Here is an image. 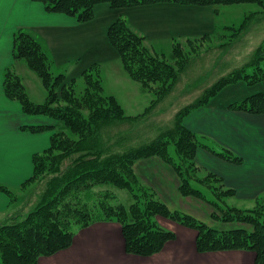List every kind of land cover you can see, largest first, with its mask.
<instances>
[{
    "label": "trees",
    "instance_id": "1",
    "mask_svg": "<svg viewBox=\"0 0 264 264\" xmlns=\"http://www.w3.org/2000/svg\"><path fill=\"white\" fill-rule=\"evenodd\" d=\"M33 1L41 3L47 13L62 14L78 23L91 21L95 5L101 3L115 9L157 3L259 6L261 9L250 11L238 26L224 27L231 32L236 30L235 33L240 36L244 35L252 20L254 23V19L256 22L264 21V13L261 16L264 0ZM218 11L216 8V14ZM106 36L117 52L125 74L139 84L142 92H152L154 98L145 109L146 117L140 116L144 112L135 117L126 116L115 98L105 94L97 64L84 70L77 78L67 79L63 73L54 77L51 74V59L42 46L23 30L15 33L13 58L23 60L35 74L45 91V100L41 103L32 101L22 79L10 69L3 76L5 95L18 102L24 114L43 115L54 124L21 127V130L32 134L51 131L50 142L45 151L32 156L33 173L19 188L0 185V192L7 195L10 201V212L0 222V264H37L42 257L68 249L78 230L112 221L121 225L126 253L150 257L175 238L172 231L159 226L157 217L171 218L194 229L197 234L195 247L199 253L247 251L254 255L253 264H264V202L258 203L254 209L241 210L222 204L223 199L218 197L215 186L211 187L214 198L209 202L202 198H205L203 192L192 184H208L205 179L192 175V169L200 171L196 164L199 148L203 147L229 163L241 164L242 158L228 148L216 151L203 145L197 134L184 124L187 116L204 107L224 86L239 80L251 84L264 81V39L243 65L228 76L220 77L202 90V97L179 109L169 127H158L149 132L145 128L148 112L152 105H156L155 102L169 95L178 78L173 61H176L175 53L176 50L179 52L181 43L174 40L170 55L153 54L145 46V38L121 18L110 24ZM207 38L211 36L203 34L194 39L187 38L185 42ZM155 82H159L160 86L153 92ZM227 110L264 114V91L230 103ZM146 129L147 133L142 132ZM169 145L174 148L175 158L168 153ZM161 163L166 165L164 168L173 180L178 179L179 194L202 198L214 207V212L209 215L216 220L214 225L170 210L157 193L141 181L143 173L151 165L155 167L154 171L150 173L147 169V172L156 177L157 170L163 166ZM141 165H146V169L139 171ZM207 176L219 182L229 197L235 195V190L224 189L218 175L208 172ZM28 189H31V195H28L26 203L17 205L19 193ZM119 190H126L131 195L129 206L120 203L115 194ZM217 210L221 212L218 216Z\"/></svg>",
    "mask_w": 264,
    "mask_h": 264
},
{
    "label": "rangeland",
    "instance_id": "2",
    "mask_svg": "<svg viewBox=\"0 0 264 264\" xmlns=\"http://www.w3.org/2000/svg\"><path fill=\"white\" fill-rule=\"evenodd\" d=\"M104 5H107V7L112 9V19H116L119 16L124 17V19L135 18V15H126V12H121L129 8L115 9L111 8L107 3ZM177 5L172 6L174 7L173 9H175V11H171L174 17H177V15L179 14L177 18L178 23L179 21H181V19L183 21L182 29H178L177 31L175 30L177 28L167 27V31L170 33L164 31L161 34L154 35L155 33L151 31V26L144 23H134V26L137 29L136 30L131 26V23L128 22V25H130L133 30H136L137 33L141 31L143 32V34H148L146 35V37H144L145 46L153 54L155 53L165 56L170 55L174 40L181 43L179 52L176 50L175 53L176 61H173L176 63L175 68L178 71V78L175 85H173V88L169 92V95H167V97L162 101L155 102L156 105H152V108L148 112L149 118L145 128L149 129V132H154L158 127H161V129L169 127V124L171 125V122L173 121L174 114L179 109L188 106L196 99L202 97V90H204V88L211 86L220 77H223V75L224 77L228 76L229 73H231L234 69H237L238 67L243 65L253 54V52L263 44L264 21L256 22V19H254V23L252 22V20L250 22V27H247L248 31L246 30L247 32H243L244 35L242 36H240V34L238 35V33L236 34V30L231 32L230 30H226L224 28L230 26H238L243 17L246 14L250 13V11L261 9L255 4H240L227 7H216L212 5ZM216 8L219 9L217 14L215 12ZM263 13L264 11L261 12V16L263 15ZM148 18L150 17L148 16ZM99 20H101L100 15H97V18L92 22V26L95 27L94 32H98L96 43L93 45L92 50L84 52V49L81 52V56H79L80 60L76 61L72 65L67 63V61L61 64H57L49 54L52 64L51 74L54 77L62 73L66 75L68 74V78L72 76L79 77L80 73L74 72V70L77 69L78 63L80 62L81 65H85V58L91 57L92 59L96 60L97 65L99 66V71L102 77L101 83L105 94L113 96L115 98L117 103L122 107L126 116L135 117L144 112L142 114L143 116H140L146 117V115H144L146 113L145 109L146 107H148L151 99L154 98L151 94L152 92H142L139 84L131 80L125 74L117 52L107 40L106 32L99 31L101 30ZM203 34H209L211 38L203 39L201 41L193 43L185 42V39L187 38L194 39L197 37H201ZM21 63L22 65H24V70L21 71L20 69H18V73L22 78L26 89H28L27 94L29 98H32L31 100L34 102H43L45 100V91L41 87L35 74L27 68L24 61H21ZM88 68L89 66L86 67V69ZM65 71H67V73H64ZM248 73L251 74V71H249ZM154 86L155 88L153 89V92H155L156 87L158 88L160 86L159 82H155ZM261 91H264V81H259L257 83L251 84L247 81L239 80L221 88L202 108L210 110V105H226V107H228L232 102L241 101L244 98ZM209 125H211V123ZM130 126L132 127V125ZM231 126L237 127L238 130H242L244 139L241 140L239 137L234 138L232 136L233 132L229 130L224 131L223 129H221L220 134L222 137H225L223 139V142L227 143L237 151H233L235 155L241 158L243 156L244 160L249 163L250 157L248 153H250L253 148L260 149V146L256 145L254 141H257L258 138L264 136V127L262 125H252L251 123L243 121L240 118L236 120L234 119V121L231 122ZM147 129L143 130L142 132L147 133ZM260 132H262V134ZM197 136L200 143L215 148L216 151H219L221 148H227L222 147V143L219 144L221 147L217 145L215 143L217 138L215 137V135L209 134V131H207L204 135L203 133H198ZM168 153L173 158L176 157L172 145L168 146ZM161 164L163 166L162 168L157 170L155 174L156 177L150 174L151 171H154L155 167L153 168L152 165L148 167L147 169L150 172L148 173L147 169L145 168L146 165H141L139 171H141L142 168L146 169V172L143 173L141 181L146 185H149L153 190L158 187L160 188L159 184L157 185V183H162L164 189L171 192V189L173 188V184L171 182L173 180V177H170L168 171L166 170L167 168H164L166 165L164 163ZM197 165L200 167V171L196 172L195 169H192V175L200 179H205L208 184L203 185L204 183H202L201 185L203 186H201L198 182H192V184L193 187L198 188L203 192L205 198H202L206 199V201H213L214 195L211 192V187L215 186V188L217 189L218 197H220V199H223L222 204H226L241 210H250L257 207L258 203H262V200L253 202L244 200L242 201L233 198L234 196L229 197L228 194H225V192H223L224 190L222 187H220L219 182L207 176L209 171L207 172L201 164ZM224 189H227L225 185ZM30 191L31 189H28L26 192L19 193L17 205L21 206L26 203L28 195H31ZM115 194L117 195L120 203H122L126 207L129 206L131 195L126 190L115 191ZM202 198H190V196L183 197L181 194L179 196H176V194H172V196L168 197L169 203L166 204L170 210L183 212L195 217L201 222L209 225H214L216 220L213 217L211 218L209 216L212 211L214 212V207H211ZM170 202L172 203V206ZM177 202L179 203V207H177V204L175 206L173 205ZM220 211H215L218 212L216 216L221 214ZM260 212L261 210H259V213ZM156 220L161 228L172 232L177 231L179 239L183 238L184 233H182V231L184 229H187L184 230L187 231V234L185 235L190 236V234H193L192 232L196 234V231L194 229L182 225L177 220H173L167 217H157ZM106 223H108L106 225H108L107 227L109 228V230L107 231H77L78 234H76V236L74 237V242L78 237L82 247L76 248V246L74 248L76 249L75 253L78 254V250L82 249V252L85 255V262L78 260L76 264H80L79 261H81L82 264L177 263H172L170 261V258L168 259L163 255L164 253H168L169 246L167 247V244L169 242L165 244V246L159 253L154 254L150 257H141L126 253L124 250V240L121 235V225L116 221ZM167 223H171L173 225V229H169L168 227H166ZM179 229H181V231ZM180 244H183V240L182 242H180ZM185 245L186 246L182 245V247H186V250H188L189 247L187 246V244ZM174 246L177 245L175 244ZM182 247H180L179 252L186 251ZM121 250H123V254L120 253ZM130 257H137L140 260H131ZM196 262L197 261H195V263ZM199 264L204 263L202 261H199Z\"/></svg>",
    "mask_w": 264,
    "mask_h": 264
},
{
    "label": "crops",
    "instance_id": "3",
    "mask_svg": "<svg viewBox=\"0 0 264 264\" xmlns=\"http://www.w3.org/2000/svg\"><path fill=\"white\" fill-rule=\"evenodd\" d=\"M104 4L106 3L95 5L93 20L97 18V15H100L99 24L101 25V30L99 31L107 33L111 23L119 18L124 19V17L119 16L116 19H112V9ZM175 5L177 4L157 3L133 7L121 12H126V15H135V18L124 19L127 24L128 22L131 23L133 28H135L134 23H144L151 26V31L156 35L167 31V27L177 28L175 29L176 31L182 29V19L179 23L177 20L179 14L174 17L171 13V11H175L174 7H172ZM93 20L86 23H78L75 19L62 14L47 13L41 3L33 0H0V185L13 189L19 188L33 173L32 156L45 151L49 147L51 131L32 134L21 130V127L52 126L54 124V121L46 116L24 114L20 104L8 99L5 95L3 88L5 71L10 69L19 76L18 69L24 70V65L21 63L23 60H15L13 58L15 33L18 30L29 33L51 55L57 64L67 61V63L72 65L80 60L79 56H81V52L84 49V52L92 50L93 45L96 43L98 32H94ZM136 30L133 31L136 32ZM138 34L143 37L148 35L143 34L141 31ZM93 64H97L96 60L87 57L85 58V65H81L79 62L74 72L81 74L86 70V67H90ZM64 73H67V71ZM71 78L77 77H67V79ZM35 102L40 103L38 101ZM210 106V110L200 108L192 112L185 118L184 124L196 134L203 133L204 135L209 131V134H213L217 138L215 141L217 145L222 143V147L230 148L232 152L237 151L223 142L225 137L221 136V129L224 131L229 130L233 132L232 136L234 138L239 137L243 140L242 130L231 126V122L234 119L240 118L252 125H262L264 127V114L252 115L244 112H231L227 110L226 105ZM210 123L211 125H209ZM260 133L262 134V132ZM254 143L259 145L260 149L253 148L248 153L250 157L249 163L244 160L243 156L241 164L226 162L203 147L199 148L197 152L196 163L201 164L207 172L218 175L223 180L226 188L235 190L233 198L242 201L257 202L262 200L261 202H264V136L258 138ZM158 184L160 188H155L154 191L161 200L166 201L165 203H169L168 197L172 196V194L180 195L177 190L178 179L172 180L173 188L171 192L165 190L163 184ZM170 204L172 206L171 202ZM176 204L179 207L178 202L173 205L175 206ZM9 207V197L0 192V222H2L6 213L10 212ZM106 224L108 223H96L82 230L83 232L107 231L109 228ZM166 227L173 229L171 223H167ZM179 230L181 231V229ZM184 230L182 231L184 233L183 238L180 239L178 238V232L173 231L175 238L167 244V247L169 246L168 253L163 254L168 259L170 258L172 263L199 264V261H202L204 264H253L254 255L247 251H220L201 254L197 252L195 247L197 234L192 232L193 234H190V236L185 235L187 231ZM182 240L183 244H180ZM175 244L177 246H174ZM185 244L189 247L188 250H186V247H182V245L186 246ZM75 247H82L78 237L75 242L73 240L68 249L49 257H42L37 264H76L78 260L85 262V255L82 249L78 250L79 253L76 254ZM180 247L186 251L179 252ZM120 253L123 254V250ZM130 258L135 261L140 260L137 257ZM81 261H79L80 264H82ZM195 261L197 262L195 263Z\"/></svg>",
    "mask_w": 264,
    "mask_h": 264
}]
</instances>
